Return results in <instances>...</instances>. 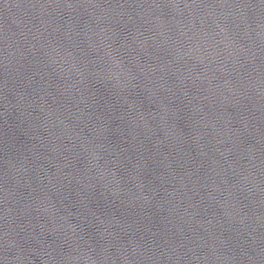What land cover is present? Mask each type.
Returning a JSON list of instances; mask_svg holds the SVG:
<instances>
[{
    "label": "water",
    "instance_id": "1",
    "mask_svg": "<svg viewBox=\"0 0 264 264\" xmlns=\"http://www.w3.org/2000/svg\"><path fill=\"white\" fill-rule=\"evenodd\" d=\"M0 248L264 264V0H0Z\"/></svg>",
    "mask_w": 264,
    "mask_h": 264
}]
</instances>
